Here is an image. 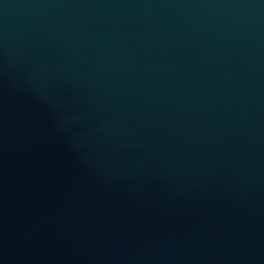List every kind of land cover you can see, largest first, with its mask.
Here are the masks:
<instances>
[{
    "label": "water",
    "instance_id": "water-1",
    "mask_svg": "<svg viewBox=\"0 0 264 264\" xmlns=\"http://www.w3.org/2000/svg\"><path fill=\"white\" fill-rule=\"evenodd\" d=\"M0 264H264V0H0Z\"/></svg>",
    "mask_w": 264,
    "mask_h": 264
}]
</instances>
